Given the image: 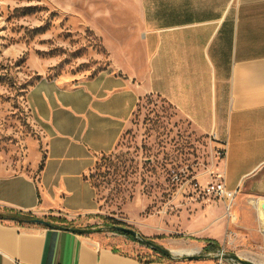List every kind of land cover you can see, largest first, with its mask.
Here are the masks:
<instances>
[{
	"label": "crops",
	"instance_id": "crops-1",
	"mask_svg": "<svg viewBox=\"0 0 264 264\" xmlns=\"http://www.w3.org/2000/svg\"><path fill=\"white\" fill-rule=\"evenodd\" d=\"M77 1L93 11L88 23L103 38L109 64L90 77L44 75L30 85L27 101L44 130L45 151L36 175L0 173V212L50 223L56 215L100 213L93 167L117 147L148 95L166 99L226 155H215L209 171L195 176L200 187L190 197L202 199L186 215L190 229L165 224L197 235L195 242L164 243L155 232L164 222L136 229L164 245L159 251L115 229L84 233L0 217V264H220L218 249L264 264V0ZM220 177L236 191L229 212L226 201L203 190ZM195 247L204 254L188 261L183 257L196 252L173 251Z\"/></svg>",
	"mask_w": 264,
	"mask_h": 264
},
{
	"label": "rangeland",
	"instance_id": "rangeland-1",
	"mask_svg": "<svg viewBox=\"0 0 264 264\" xmlns=\"http://www.w3.org/2000/svg\"><path fill=\"white\" fill-rule=\"evenodd\" d=\"M93 15L87 1L0 0L1 174L36 175L42 163L46 138L27 101L30 85L44 75L67 82L90 77L109 64L103 38L88 23L95 21ZM215 155L223 156L166 99L148 95L117 147L101 154L93 167L101 212L67 218L77 228H90L88 233L99 228L110 233L112 221L135 229L181 222L188 230L186 215L202 199L190 197L195 176L209 171ZM175 172L182 174V183L172 179ZM184 182L190 185L181 189ZM183 229L165 226L155 232L164 243L195 242L197 235Z\"/></svg>",
	"mask_w": 264,
	"mask_h": 264
},
{
	"label": "built area",
	"instance_id": "built-area-1",
	"mask_svg": "<svg viewBox=\"0 0 264 264\" xmlns=\"http://www.w3.org/2000/svg\"><path fill=\"white\" fill-rule=\"evenodd\" d=\"M226 150L227 149L225 147H221L220 153L225 156ZM172 179L176 182H183L181 173L175 172L172 176ZM195 186L198 188L200 187L198 183H195ZM203 190L206 194L216 196L226 201L227 208L230 210L231 202L235 197L236 191L228 187L223 177L212 180L203 188ZM214 256L219 260L220 264H224L226 261H230L232 264H245L233 255L228 254L225 249H218L216 252H214Z\"/></svg>",
	"mask_w": 264,
	"mask_h": 264
},
{
	"label": "trees",
	"instance_id": "trees-1",
	"mask_svg": "<svg viewBox=\"0 0 264 264\" xmlns=\"http://www.w3.org/2000/svg\"><path fill=\"white\" fill-rule=\"evenodd\" d=\"M0 217H2V218L20 219L22 221H24V220L25 221H34V219H35L33 216H30L29 214L28 215H23V214H21L19 212H13V213L12 212H8V213L0 212ZM51 219L53 220L54 223L53 222L49 223L50 225H56V226L65 227V228H74L75 227V225L73 224L72 220L68 219L67 217L58 216V217H53ZM110 225L111 226H114V225H124V226H126L125 223L117 222V221H112V223H110ZM89 230H90V228L87 229L84 233H87ZM118 232L122 233L123 231H118ZM123 233H126V232H123ZM132 236L134 237V239H139V240H141L144 243H149L151 245H153V243H155L151 239L145 238L144 236H141L139 234H137V236H134V235H132ZM156 248L159 251L163 250V247L160 246V245L157 246ZM163 251H165V250H163ZM166 254H169V252L166 251Z\"/></svg>",
	"mask_w": 264,
	"mask_h": 264
},
{
	"label": "water",
	"instance_id": "water-1",
	"mask_svg": "<svg viewBox=\"0 0 264 264\" xmlns=\"http://www.w3.org/2000/svg\"><path fill=\"white\" fill-rule=\"evenodd\" d=\"M263 209H264V203H263ZM35 222H38V223H42V224H49L50 221L44 219V218H35L34 219ZM261 223H262V231L264 232V218L261 219ZM113 228L117 231H123V232H126V233H129V234H132L134 236H137L138 234V231L135 229V228H132V227H129V226H124V225H114ZM74 230H77V231H80V232H85L87 229H84V228H77V227H74L72 228ZM153 245L155 247L159 246L158 244L156 243H153ZM163 250H166L165 248H163ZM202 255H199V254H188L187 256H185L186 258L188 259H195V258H198V257H201ZM235 257V256H234ZM237 259H239L238 257H236ZM241 262L245 263V264H255L251 261H244V260H241L239 259Z\"/></svg>",
	"mask_w": 264,
	"mask_h": 264
},
{
	"label": "bare ground",
	"instance_id": "bare-ground-1",
	"mask_svg": "<svg viewBox=\"0 0 264 264\" xmlns=\"http://www.w3.org/2000/svg\"><path fill=\"white\" fill-rule=\"evenodd\" d=\"M173 251H175V253H182V252H184V251H188L189 253H192V252H194V249H176V250H173Z\"/></svg>",
	"mask_w": 264,
	"mask_h": 264
}]
</instances>
